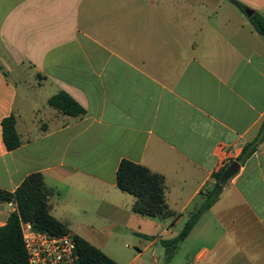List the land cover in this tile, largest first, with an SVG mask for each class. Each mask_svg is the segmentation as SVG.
Returning <instances> with one entry per match:
<instances>
[{
    "label": "crops",
    "instance_id": "0c3cea01",
    "mask_svg": "<svg viewBox=\"0 0 264 264\" xmlns=\"http://www.w3.org/2000/svg\"><path fill=\"white\" fill-rule=\"evenodd\" d=\"M236 1L264 16V0ZM59 92L84 114L50 107ZM11 114L20 146L7 150ZM262 122L264 37L230 0H0V189L41 173L50 214L118 264L124 246L138 250L129 264L148 251L160 264V240L214 187L165 264H264V140L223 185L213 177ZM122 160L164 177L171 216L132 210ZM11 213L0 201V226Z\"/></svg>",
    "mask_w": 264,
    "mask_h": 264
},
{
    "label": "trees",
    "instance_id": "16d2710c",
    "mask_svg": "<svg viewBox=\"0 0 264 264\" xmlns=\"http://www.w3.org/2000/svg\"><path fill=\"white\" fill-rule=\"evenodd\" d=\"M242 12L246 8L236 0H230ZM255 32L264 37V16L254 12L248 18ZM48 105L63 114L80 116L83 108L64 92H59L48 99ZM2 140L7 150L20 146V140L15 129L14 115L6 116L1 121ZM264 140V122L257 137L244 145L236 162L242 163L251 156L259 143ZM225 168L213 174L216 186L223 185ZM116 185L126 193L131 194L135 201L132 210L148 217L163 218L171 216L164 196L165 179L158 173L151 172L146 167L122 160L116 170ZM219 191L216 187L204 194L203 202L190 214L182 229L172 239L160 240L164 248L165 263L171 261L180 243L193 229L200 216L216 201ZM52 190L45 186L42 174L34 172L27 175L20 185L8 192L0 189V201H14L17 210L12 212L6 223L0 226V264H29L24 247L20 224L28 222L35 231L50 235L69 233L65 224L59 222L50 214L49 198ZM74 236V235H73ZM147 238H150L147 236ZM76 251L79 256L78 264H118L105 253L95 248L79 236H74Z\"/></svg>",
    "mask_w": 264,
    "mask_h": 264
},
{
    "label": "built area",
    "instance_id": "2783aa9c",
    "mask_svg": "<svg viewBox=\"0 0 264 264\" xmlns=\"http://www.w3.org/2000/svg\"><path fill=\"white\" fill-rule=\"evenodd\" d=\"M6 204L12 212H16L14 201H7ZM20 227L29 264H78L79 256L72 234L50 235L38 232L28 222H22Z\"/></svg>",
    "mask_w": 264,
    "mask_h": 264
},
{
    "label": "rangeland",
    "instance_id": "374dc122",
    "mask_svg": "<svg viewBox=\"0 0 264 264\" xmlns=\"http://www.w3.org/2000/svg\"><path fill=\"white\" fill-rule=\"evenodd\" d=\"M111 253V252H109ZM138 253V250L134 247L127 248V247H122V250L118 252L119 256H115L116 259H118L120 264H129L132 262L133 257ZM177 253V251H176ZM175 253V254H176ZM174 254V255H175ZM107 255V254H106ZM112 255V254H111ZM109 256V255H108ZM174 257V256H173ZM172 257V258H173ZM111 258V257H110ZM113 259V258H112ZM114 260V259H113ZM151 260V251H148L145 256H143L140 260H136L131 264H149ZM172 260V259H171ZM115 261V260H114ZM117 263V262H116ZM160 264H165V259H164V254L162 258V262L160 261Z\"/></svg>",
    "mask_w": 264,
    "mask_h": 264
},
{
    "label": "water",
    "instance_id": "95a60500",
    "mask_svg": "<svg viewBox=\"0 0 264 264\" xmlns=\"http://www.w3.org/2000/svg\"><path fill=\"white\" fill-rule=\"evenodd\" d=\"M244 13L247 16V18H249L254 13V11L251 9L245 8ZM238 168H239V164L237 162L231 163L224 171L222 180L226 181L229 178H231L237 172Z\"/></svg>",
    "mask_w": 264,
    "mask_h": 264
}]
</instances>
